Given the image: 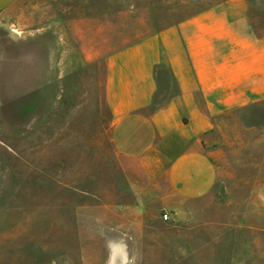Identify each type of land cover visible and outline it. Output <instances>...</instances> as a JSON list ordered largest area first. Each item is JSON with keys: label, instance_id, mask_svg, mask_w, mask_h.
Here are the masks:
<instances>
[{"label": "rangeland", "instance_id": "374dc122", "mask_svg": "<svg viewBox=\"0 0 264 264\" xmlns=\"http://www.w3.org/2000/svg\"><path fill=\"white\" fill-rule=\"evenodd\" d=\"M178 122L219 171L201 198L158 197L142 174L145 146ZM110 256L264 264V0H19L0 14V264Z\"/></svg>", "mask_w": 264, "mask_h": 264}, {"label": "crops", "instance_id": "0c3cea01", "mask_svg": "<svg viewBox=\"0 0 264 264\" xmlns=\"http://www.w3.org/2000/svg\"><path fill=\"white\" fill-rule=\"evenodd\" d=\"M18 1L0 0V14ZM113 79L112 75L110 83ZM181 83L186 85L185 81ZM130 107L128 104L127 108ZM162 119L160 116L158 125L165 123ZM156 136L139 157L142 174L151 190L164 199H196L210 193L217 178L219 182V171L217 173V167L201 140L192 138L184 122H178L170 129L164 125Z\"/></svg>", "mask_w": 264, "mask_h": 264}, {"label": "clouds", "instance_id": "9594fccd", "mask_svg": "<svg viewBox=\"0 0 264 264\" xmlns=\"http://www.w3.org/2000/svg\"><path fill=\"white\" fill-rule=\"evenodd\" d=\"M108 264H114V261L112 260L111 256L109 257ZM121 264H124V262L122 261Z\"/></svg>", "mask_w": 264, "mask_h": 264}, {"label": "built area", "instance_id": "2783aa9c", "mask_svg": "<svg viewBox=\"0 0 264 264\" xmlns=\"http://www.w3.org/2000/svg\"><path fill=\"white\" fill-rule=\"evenodd\" d=\"M163 218H164L165 220H168V219H169V215L166 213V214H164Z\"/></svg>", "mask_w": 264, "mask_h": 264}]
</instances>
